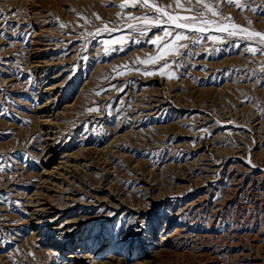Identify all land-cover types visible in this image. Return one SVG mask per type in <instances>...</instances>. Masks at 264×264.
I'll list each match as a JSON object with an SVG mask.
<instances>
[{
    "label": "rangeland",
    "instance_id": "rangeland-1",
    "mask_svg": "<svg viewBox=\"0 0 264 264\" xmlns=\"http://www.w3.org/2000/svg\"><path fill=\"white\" fill-rule=\"evenodd\" d=\"M121 2L0 0V264H64L54 250L83 256L91 236L103 249L126 237L149 253L163 229L173 231L170 252L154 263L264 264V52L214 27L199 42L189 32L162 74L165 61L137 63L157 53L149 41L162 29L126 27L129 14L153 11ZM156 2L176 10L174 0ZM241 3L218 7L264 32V0ZM104 24L117 31L89 35ZM121 36L123 47L105 53L103 41ZM53 84V111L62 114L47 126L48 145L41 111ZM87 148L105 152L78 161L89 166L73 173L78 202L61 220L84 226L74 236L55 231L51 241L62 246H43L29 198L46 168Z\"/></svg>",
    "mask_w": 264,
    "mask_h": 264
},
{
    "label": "bare ground",
    "instance_id": "bare-ground-1",
    "mask_svg": "<svg viewBox=\"0 0 264 264\" xmlns=\"http://www.w3.org/2000/svg\"><path fill=\"white\" fill-rule=\"evenodd\" d=\"M56 89L57 86L53 84L43 92V94H46L45 97L47 101L45 105H43L41 112H47L49 116H44L46 118L42 120L41 123L42 129H44V140L48 145L52 144L51 140H54L55 138L52 136L53 133L48 130L47 126L54 124L58 119V116L62 114V112L56 113L55 110L53 111L55 107L52 106L50 100L52 99L51 94L48 93L49 90L56 91ZM51 92L52 91H50V93ZM49 108H52V111L47 110ZM89 150L94 151L98 155H103L105 152V148H87L74 151L70 154H64L62 159L58 161L55 166L50 169H45L40 182V187L37 188L29 198V206L32 208V213L30 215L31 224L35 227L37 239L43 246H57L59 244L57 241H51L55 231H61L65 236H74L78 234L84 226L83 218L74 217L67 219L64 222H61V220L71 216L69 213L73 212L74 209L72 208H74L75 203L78 202V199L70 192L68 186L74 178V172L80 171L83 166H89L87 162H78L79 160H84V157H86L85 153ZM61 200L71 202L61 204ZM98 201L101 204L97 203L96 206L104 204L103 200ZM172 233L173 231L169 232L167 229H163L159 238L150 243L149 248L151 252L149 253H144L141 247H137L136 249L132 248L126 237H122V239L117 240L115 244L108 245L103 249L101 246L102 244L95 240L96 236H91L88 240L92 245V250L83 256L78 257L74 254L69 255L61 249L54 250V254L64 260V264H157L154 263L156 258L163 253L170 252V245L168 246L169 249H166V243Z\"/></svg>",
    "mask_w": 264,
    "mask_h": 264
},
{
    "label": "snow or ice",
    "instance_id": "snow-or-ice-1",
    "mask_svg": "<svg viewBox=\"0 0 264 264\" xmlns=\"http://www.w3.org/2000/svg\"><path fill=\"white\" fill-rule=\"evenodd\" d=\"M224 2L225 0H216V4L214 5L209 0H195V4H193V0H174L176 10L172 11L170 10L172 9V4L160 5L156 0H122L118 5L121 9L128 7L135 8L139 5L144 9H151L154 13V15H149V13L145 12L140 16L129 14L128 19L134 22L126 25L128 29L135 30L141 35H146L152 28H161L163 33L162 35H156L149 41V43L158 49L157 53L155 55L148 54L143 59L138 58L137 63L157 64L160 61H165L164 66L160 69V72L163 74L165 68L169 67L166 57L173 54L179 55V49L187 47V44L182 42L189 39V32L198 34L194 42H199L201 35L209 33L213 27L216 32L226 34L227 37H238L242 40L255 42L258 46H250L246 49V51L252 54H256L258 51L264 52V32L250 30L243 25L235 23L231 15L223 16L218 5ZM226 2L236 5L238 8L246 7V5L241 3V0H226ZM179 10L187 13H192L195 10L197 14H183ZM95 15L96 19H102L99 14ZM117 15L119 16L120 14L118 13ZM210 16L222 17V19H211ZM113 31H117V29L109 28L108 24H104L102 28H98L95 33H89V35ZM207 38L213 42L223 39L222 36L217 35H209ZM127 39V36H121L104 40L105 53L117 50V46L123 47ZM123 67L127 68V65ZM261 71H264V68ZM169 78H172L171 74H169ZM97 110L90 109L89 111Z\"/></svg>",
    "mask_w": 264,
    "mask_h": 264
}]
</instances>
